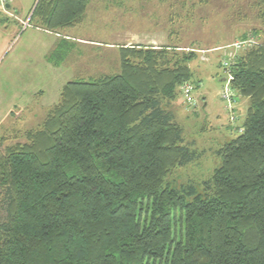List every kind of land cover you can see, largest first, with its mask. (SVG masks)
<instances>
[{
    "label": "trees",
    "instance_id": "trees-1",
    "mask_svg": "<svg viewBox=\"0 0 264 264\" xmlns=\"http://www.w3.org/2000/svg\"><path fill=\"white\" fill-rule=\"evenodd\" d=\"M89 2L39 0L31 20L61 33ZM119 48L120 73L70 81L42 124L0 133V264H264V43L230 66L249 99L241 134L200 187L179 188L168 176L201 153L168 105L196 54Z\"/></svg>",
    "mask_w": 264,
    "mask_h": 264
},
{
    "label": "rangeland",
    "instance_id": "rangeland-1",
    "mask_svg": "<svg viewBox=\"0 0 264 264\" xmlns=\"http://www.w3.org/2000/svg\"><path fill=\"white\" fill-rule=\"evenodd\" d=\"M13 1L17 3L11 13L0 7V28L11 35L7 51L0 59V107L3 102H27L30 108L17 111L14 125L12 119H7L1 133L14 135L42 124L68 82L120 73V46L178 48L196 54L188 62L196 103L189 105L179 94L168 107L184 129L186 144L201 155L189 165L176 168L168 181L178 188L187 184L200 187L202 181L213 175L222 163L216 151L241 134L249 106V99L236 91L231 103L223 97L229 74L223 62L233 50L229 46L244 34L264 43L261 0H90L84 22L60 30L62 35H45L36 30L31 17L39 0ZM19 17L29 20L30 26L20 24ZM44 35L52 39L53 51L66 35L72 36L59 64L48 61L47 65L39 46L20 48L25 39L35 45ZM19 54L34 60L35 66L18 64ZM4 214L0 195V217Z\"/></svg>",
    "mask_w": 264,
    "mask_h": 264
},
{
    "label": "crops",
    "instance_id": "crops-1",
    "mask_svg": "<svg viewBox=\"0 0 264 264\" xmlns=\"http://www.w3.org/2000/svg\"><path fill=\"white\" fill-rule=\"evenodd\" d=\"M14 3H17V2L13 1V0H8L7 4L5 6V8L8 9V10H6L4 12L5 13H11V9L15 5ZM0 7H2V9H4L3 6L0 5ZM31 10H32V8H31ZM18 21H19L20 24H22L23 21H25V20L22 19L21 17H19ZM36 30L41 32L42 34H45V35H47V34L50 35L51 34L50 31L42 29V28H39V27H36ZM45 35L42 36V39L40 38L38 40V42H39L38 44L39 45L38 44H35V45L33 44L32 45L31 41H27L25 39L24 42H21L20 48L23 50L25 48L32 49V48H35L36 46H39L40 49L42 50V56H43L42 59L48 65L47 55L49 54L50 50H51V52L53 51V47H54L53 44L54 43H53L52 39L48 40L47 39L48 37L45 38ZM57 35H62V34L61 33H57ZM10 37H11L10 34L3 32V30L0 28V59L3 57V55L7 51V47L9 45ZM21 37H22V35L19 37L20 39L18 40V43L21 41ZM71 37L72 36H70V35H66L65 36V38H71ZM27 39H29V38H27ZM73 39H76V38L73 37ZM46 40H48V41H46ZM17 63L21 64V65H24V63H26V64H28L27 67H29V68H30V66L32 67V65L36 64V62L34 60H32L31 58L28 59L25 56H22V54L17 55ZM17 102H19V101H17ZM3 104H4V102L2 103V106L0 107V118L2 119L0 121V128L6 126L5 121H7V119H9V118L12 119L11 123H12V125H14V123H15L14 120L17 118V111L21 112V111H25V110L30 108V103H27V102H25V104H22V105L21 104H15V103L12 104V102H9L7 105H5V104L3 105ZM18 117H20V116H18ZM2 134H4V133L2 132Z\"/></svg>",
    "mask_w": 264,
    "mask_h": 264
},
{
    "label": "built area",
    "instance_id": "built-area-1",
    "mask_svg": "<svg viewBox=\"0 0 264 264\" xmlns=\"http://www.w3.org/2000/svg\"><path fill=\"white\" fill-rule=\"evenodd\" d=\"M8 0H0V5L5 7L7 4ZM23 26L24 27H28L30 26L29 20L24 21L23 22ZM260 42L258 41V39L254 36H248L245 38H241L237 41H235L233 44H231L229 46V48L233 49L231 50V55L227 56V59L224 60L223 64L226 67V69H228V76H227V85L224 89L223 92V97L226 98L229 102L230 101H235V90L231 85V79H232V75L230 72V66L232 65V61L235 60L236 56L246 50L249 47H252L253 45L259 44ZM231 58V59H230ZM194 91V86L191 82H186L182 85L181 87V94L184 97L185 102H187L189 105L195 104L196 100L193 94ZM231 103V102H230ZM232 105V104H231ZM229 105L228 108L229 109H233V107ZM235 117H232V120Z\"/></svg>",
    "mask_w": 264,
    "mask_h": 264
}]
</instances>
